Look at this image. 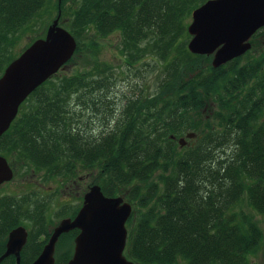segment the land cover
<instances>
[{"label":"trees","instance_id":"obj_1","mask_svg":"<svg viewBox=\"0 0 264 264\" xmlns=\"http://www.w3.org/2000/svg\"><path fill=\"white\" fill-rule=\"evenodd\" d=\"M68 1L0 0V77L22 53L23 37L49 23L51 10H66L65 28L78 42L68 64L81 53L94 58L97 37L116 33L125 66L150 67L148 56L159 66L156 90L124 96L118 108L108 63L93 60V71L69 77L59 72L22 104L0 153L48 177L90 174L107 197H124L133 206L125 256L136 264H250L264 243L243 209L264 217V46L256 41L264 29L248 53L214 69L212 58L187 49L192 12L208 0ZM187 132L197 141L180 151L177 138ZM10 203L0 201V226L9 229L22 224ZM38 223L47 242L49 224ZM78 232L60 238L55 264L72 258Z\"/></svg>","mask_w":264,"mask_h":264},{"label":"water","instance_id":"obj_2","mask_svg":"<svg viewBox=\"0 0 264 264\" xmlns=\"http://www.w3.org/2000/svg\"><path fill=\"white\" fill-rule=\"evenodd\" d=\"M61 12L48 27L44 38L35 40L0 77V138L10 129L22 104L48 80L64 70L78 49L76 38L60 25ZM264 28V0H208L192 12L187 30L188 50L212 58L218 69L243 57L252 49L253 37ZM196 134L187 133L179 140ZM14 172L0 155V185L11 181ZM133 207L121 196L107 197L100 185H92L75 218H64L54 228L42 253L32 264H55L57 244L64 234L78 230L74 254L67 264H136L125 256L127 223ZM28 240L25 227L9 234L7 250L0 263L11 255L21 264V251Z\"/></svg>","mask_w":264,"mask_h":264},{"label":"rangeland","instance_id":"obj_3","mask_svg":"<svg viewBox=\"0 0 264 264\" xmlns=\"http://www.w3.org/2000/svg\"><path fill=\"white\" fill-rule=\"evenodd\" d=\"M71 1H68V5ZM51 11L52 18L51 20L47 19V22H50H46L47 24L45 25L40 24L35 27L36 32L26 34L27 36L23 37V39L19 42L17 47L18 52H23L27 46L32 43L31 40L33 38H44L48 27L52 24V21L56 19L59 11L61 12L60 25L64 28L69 27L71 16L66 10L64 12L61 10ZM191 21L192 18L190 23ZM97 40L100 43V47L98 51L99 53L95 54L94 58L87 53H81L77 55L76 59L72 63L68 64L64 70L60 71L59 75L69 77L74 75L76 72L93 71V60L96 62V59L101 63V65L108 63L113 67V69H115L117 76V78L114 79L115 85L112 87L111 96H113V99L115 98L114 100L117 103L115 107L118 108H121L124 104H121V101H124L122 100L124 96H138L141 90L145 95H147L149 92L152 93L156 90V76H158L160 72L158 71L159 66L155 64L151 57L148 56L146 59L147 63L151 64L150 67L139 65L135 69L129 68L123 63V59L117 48L121 40L120 35L115 33L104 39L97 37ZM256 41L264 46V34L256 38ZM83 42L84 44L86 43L84 38ZM52 80L55 81L56 79L53 78ZM93 125L96 129L94 135H100L103 131V125H101L97 118H95ZM113 125L114 123L111 126ZM187 133H184L183 136L177 138L176 143L180 151H185V149L194 146L197 141L196 139H186V143L183 147H181L179 140L181 138H185ZM229 153L230 151L227 150L226 154L222 155H228ZM11 165L14 170V178L9 184L2 187L0 190V198L7 195L17 197L34 195V202L32 203H34L33 205L36 209L32 215V219L36 222H43L44 220H47L49 223L48 226H52L51 228H53V226H57L65 214L71 213L73 207H79L81 205L85 192L89 190L88 188L94 180V177L87 173H79L77 176L70 179L48 177L49 174L44 171L39 172L30 166H27V164L20 159L14 160ZM95 174H97V172H95ZM125 201L128 202L127 200ZM65 206L67 207L65 208ZM243 209L245 213L253 215L254 219L259 223L264 232V217L253 212L246 203L243 204ZM37 212L39 213L37 214ZM25 223H27V221ZM250 264H264V243L260 247L258 253L251 257Z\"/></svg>","mask_w":264,"mask_h":264},{"label":"flooded vegetation","instance_id":"obj_4","mask_svg":"<svg viewBox=\"0 0 264 264\" xmlns=\"http://www.w3.org/2000/svg\"><path fill=\"white\" fill-rule=\"evenodd\" d=\"M0 155H2V154L0 153ZM2 156L4 157V155H2ZM6 159L8 160V163H9L10 167L12 168L11 164L13 162L10 161L8 158H6ZM12 170H13V168H12ZM11 181L5 182L2 185H0V190L2 189L3 186L9 184ZM91 186L92 185L90 184L89 188ZM87 192H85V194ZM85 194H84V196H85ZM84 196H83V200H82V203L80 205L79 210L81 209V207L83 205ZM33 199H34V195L23 196V197L7 195L5 197L0 198V201H3V200L11 201L10 204L14 205L13 211H12V215H13V217H16L17 222H21L22 223L21 225H18L17 227L23 226V227L26 228V230L28 232L27 243H26V245L24 246V248L22 249V251L20 253V255H21V258H20L21 259V264H22V257H25V259L27 261H33V262L39 257V255L42 253L45 245L48 243L54 228L56 227V226H53V228H51L52 226H48V230H49L48 232H49L50 236H49L48 241L46 242V233L47 232H46V229H45V225L44 224H40V223H38V222H36V221H34L32 219V215H33V213H34V211L36 209V207L33 205L34 203H32V202H34ZM21 204H23V205H21ZM20 205L22 207H20ZM79 210H78V212H79ZM76 215L74 217H68V218H75ZM26 221H27V223H25ZM17 227H15V228H17ZM15 228L14 227L13 228L10 227V229H9V228H4L2 225L0 226V230H1L0 237H1L2 233H5L7 230H9L8 233H7V236L6 237L4 236L2 238V241H0V246L1 245L4 246L0 250V258L6 252V250H7V246L6 245H7L9 234ZM42 246H44V247H42ZM74 246H75V244H74ZM0 264H17V258H16L15 255H11V256L7 257L5 260H3Z\"/></svg>","mask_w":264,"mask_h":264}]
</instances>
